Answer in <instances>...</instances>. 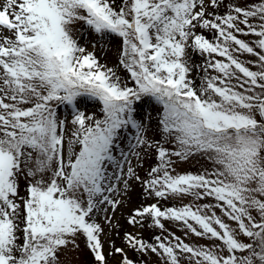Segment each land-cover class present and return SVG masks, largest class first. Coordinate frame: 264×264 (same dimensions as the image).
I'll list each match as a JSON object with an SVG mask.
<instances>
[{
    "label": "snow or ice",
    "instance_id": "obj_1",
    "mask_svg": "<svg viewBox=\"0 0 264 264\" xmlns=\"http://www.w3.org/2000/svg\"><path fill=\"white\" fill-rule=\"evenodd\" d=\"M222 2L0 0V264H61L81 237L95 264H108L97 215L118 207L112 194L130 180L157 202L129 224L147 218L163 233L177 222L185 236L212 242L125 233L132 249L162 264H264V0L208 11ZM86 34L120 39L114 67L81 45ZM85 102L100 106L99 117ZM144 104L159 106L161 140L146 135ZM148 150L157 163L142 178L130 157ZM195 156L211 168L175 171L176 160ZM114 253L134 264L124 249Z\"/></svg>",
    "mask_w": 264,
    "mask_h": 264
},
{
    "label": "rangeland",
    "instance_id": "obj_2",
    "mask_svg": "<svg viewBox=\"0 0 264 264\" xmlns=\"http://www.w3.org/2000/svg\"><path fill=\"white\" fill-rule=\"evenodd\" d=\"M121 0H116V3L119 4ZM256 2V0H223L219 9H213L209 7L208 11H217L219 14H223L226 8L229 5H237L241 7H248L252 3ZM77 32L87 33V29L85 26L80 24L76 25ZM203 33L206 36L211 38L210 34L207 30H203ZM244 39H254L252 37H241ZM80 43L84 46L88 51H93V45H95V54L100 59L102 64H106L109 67H114L118 63V55L119 48L121 45V41L117 37H109L108 39L101 40L98 36L92 34H86L84 38L80 39ZM193 58L198 60V58L202 61V58L199 55L193 54L191 57V61L194 63ZM241 59L247 61L250 59H254L253 57L248 56L247 54L240 57ZM253 70L255 66L253 65ZM122 78L127 77V73L121 71ZM194 74L199 75L198 71H194ZM82 110L86 113H95L97 117H99V105L96 103H82L80 105ZM159 110V106L155 104H144L140 106L139 111L142 115L150 114L152 119L150 122V127L146 135L151 140H161V136L156 127V119H157V111ZM63 116L68 115V110H63ZM126 136L129 137L128 140H124V151H127V145L131 140V136L133 133H129L126 131ZM165 147L171 148L172 145H164ZM142 159H138L136 157H130L131 164L134 169L137 171L138 175L142 178L147 176L148 171L151 167L155 166L157 163V159L155 153L152 150H148L147 154L141 153ZM175 159V158H174ZM127 165L125 166V168ZM175 171L177 173L183 172H198L202 171L204 168H211V164L209 161L201 158L200 156H195L190 158L187 161H179L176 160ZM25 184L21 182V195L24 194ZM119 191L112 194L113 198L120 201V204L115 209H112L110 206L105 205L107 208V212H99L97 215V222H99L104 231L101 235V241L103 243V251L107 257L108 264H120L122 259L120 254L114 253L115 248L124 249L128 258L134 261V264H162V261L159 256L152 253H141L134 254L132 252V248L128 246L125 240V233H132L134 235H138L141 239L145 241V238L149 235L151 231L156 230L157 235H168L169 233H175L176 236H180L185 242L192 244H200V245H211V241L206 238L195 237L194 235L189 234L185 236L184 228L182 225L177 222H165V228L167 231L161 233V230L151 226V220L145 219L143 224L132 225L129 224L128 218L133 214V211L143 205L156 203L157 199L155 197L147 196L142 188L140 182L135 180H130L129 187L127 190L123 189V185H119ZM170 201L164 204L165 207L172 206L173 204L179 205V201L167 200ZM190 202L188 199H185L183 203ZM207 202V201H205ZM105 216L111 218V223H108L105 220ZM154 229V230H152ZM155 242V241H154ZM77 243L79 244L78 249H72L69 246L65 249L60 256L61 264H95V260L93 254L86 247V243L83 237H81ZM114 253L113 255H109V253Z\"/></svg>",
    "mask_w": 264,
    "mask_h": 264
},
{
    "label": "trees",
    "instance_id": "obj_3",
    "mask_svg": "<svg viewBox=\"0 0 264 264\" xmlns=\"http://www.w3.org/2000/svg\"><path fill=\"white\" fill-rule=\"evenodd\" d=\"M196 58H193V61H194V64H200V62H202L199 58H198V60H195ZM193 63V62H192ZM193 78L196 80V82H197V84L199 83V80H200V75H196V74H194V72H193ZM170 203V201H166V200H160L159 201V203H160V205L161 206H163V207H165L164 206V204L165 203ZM147 219V218H146ZM147 220H150V219H147ZM152 230H154V229H152ZM149 235L147 236V238H145V241L146 242H153L154 243V237L157 235V232H156V230H154V231H151L150 233H148ZM132 252L134 253V254H138L139 252L137 251V250H132Z\"/></svg>",
    "mask_w": 264,
    "mask_h": 264
}]
</instances>
